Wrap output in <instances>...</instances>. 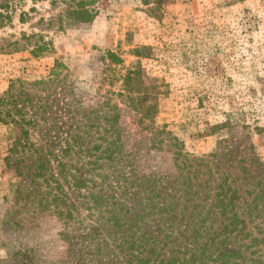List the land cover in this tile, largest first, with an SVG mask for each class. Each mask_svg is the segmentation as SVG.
Instances as JSON below:
<instances>
[{
	"label": "rangeland",
	"instance_id": "rangeland-1",
	"mask_svg": "<svg viewBox=\"0 0 264 264\" xmlns=\"http://www.w3.org/2000/svg\"><path fill=\"white\" fill-rule=\"evenodd\" d=\"M31 6L28 1L23 9ZM96 6L94 21L63 29L58 20L47 23L62 7L49 1L35 4L23 22L17 8L0 25V264L66 263L61 219L52 210L39 211L26 194L37 150L56 166L54 155L71 139L70 130L92 122L101 128L86 140L103 142L99 136L108 123L87 120L84 109L119 106L125 152L139 175L175 173L182 150L197 157L213 154L211 167L231 174L243 191L264 188V0H163L159 6L100 0ZM34 34L49 42L38 55L32 53L36 37L29 38ZM141 46L149 48L135 55L132 50ZM109 50L123 63L104 58ZM136 63L145 82L160 90L157 114L146 128L118 95L126 68ZM56 67L57 78L44 90L17 82L48 79ZM11 113L23 119L27 133L11 121ZM80 162L85 176L90 165ZM69 192L75 201L78 193ZM253 222L252 234L264 237V211ZM259 248L264 260V244Z\"/></svg>",
	"mask_w": 264,
	"mask_h": 264
},
{
	"label": "trees",
	"instance_id": "trees-1",
	"mask_svg": "<svg viewBox=\"0 0 264 264\" xmlns=\"http://www.w3.org/2000/svg\"><path fill=\"white\" fill-rule=\"evenodd\" d=\"M28 1L34 6L24 10ZM45 1L52 7L62 6L56 16L47 20L49 26L58 20L59 29L92 22L100 13L96 6L100 0H0V25L9 22L17 8L23 22L30 11L36 10L35 4ZM143 2L163 4V0ZM33 37L36 40L32 53L45 52L49 42L44 35L34 34L29 38ZM148 48L141 46L132 52L141 56ZM104 58L112 64L123 63L114 51L109 50ZM142 71L140 63L126 68L118 95L125 97L140 127L146 128L147 122L157 114L156 98L160 90L158 85L145 82ZM58 74L56 67L48 79L17 82L21 87L35 84L44 90ZM118 107L108 104L81 112L87 120L98 118L108 123L99 136L103 142L86 140L91 130L99 127L100 131L101 123L92 122L84 125L86 129L77 126L74 132L70 130L71 139L67 138L65 146L54 155L56 166L51 167V160L37 150L32 189L26 196L34 198L39 211L52 210L61 219L63 229L59 233L67 244L65 264L264 263L262 254L258 255L264 237L253 235L249 229V224L255 223L253 218L264 211L259 208L264 200V188L243 191L231 174L221 172L217 165L216 170L211 167L213 154L197 157L182 150L178 151L182 160L175 173L137 174L133 160L125 152ZM10 117L20 125L22 133H27L23 119L17 120L12 113ZM163 131L160 133L166 132ZM15 144L19 146L22 142ZM95 150L99 153L95 154ZM81 154L95 157L86 160L79 157ZM79 162L90 165L85 176H81ZM18 173L29 176L22 171ZM70 190L78 193L75 201H70ZM84 209L86 214H82ZM255 227L260 229L259 224Z\"/></svg>",
	"mask_w": 264,
	"mask_h": 264
}]
</instances>
